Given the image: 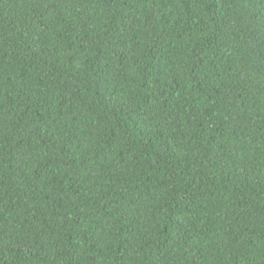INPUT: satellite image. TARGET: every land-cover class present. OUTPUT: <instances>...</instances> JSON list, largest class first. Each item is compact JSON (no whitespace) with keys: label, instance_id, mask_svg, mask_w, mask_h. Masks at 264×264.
I'll list each match as a JSON object with an SVG mask.
<instances>
[{"label":"trees","instance_id":"trees-1","mask_svg":"<svg viewBox=\"0 0 264 264\" xmlns=\"http://www.w3.org/2000/svg\"><path fill=\"white\" fill-rule=\"evenodd\" d=\"M0 264H264V0H0Z\"/></svg>","mask_w":264,"mask_h":264}]
</instances>
